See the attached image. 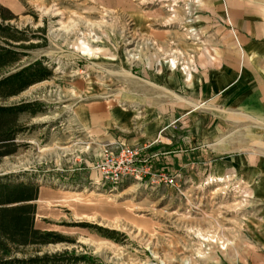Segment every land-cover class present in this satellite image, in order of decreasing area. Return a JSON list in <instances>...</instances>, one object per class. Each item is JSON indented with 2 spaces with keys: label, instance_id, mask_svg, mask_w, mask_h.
<instances>
[{
  "label": "rangeland",
  "instance_id": "1",
  "mask_svg": "<svg viewBox=\"0 0 264 264\" xmlns=\"http://www.w3.org/2000/svg\"><path fill=\"white\" fill-rule=\"evenodd\" d=\"M0 5L14 15L9 24L25 32L24 44H35L19 48L27 56L0 76L35 60L52 72L0 99L41 106L19 115L25 129L16 136L19 146L0 157V180L37 186L35 227L72 240L39 253L75 248L102 264H264V234L251 231L259 204L243 185L264 162V121L222 107L210 115L191 92L162 84L164 67L190 71L219 63L229 51L241 55L245 35L264 43V0ZM84 103L106 104L101 137L77 126L75 108ZM120 117L128 126L123 131L116 127ZM153 121L166 127L144 140L134 126ZM119 144L140 149L151 174L117 185L101 180V150L117 151ZM196 145L207 150L203 158L195 157ZM160 173L172 175L175 185L158 180ZM98 227L114 231L115 239Z\"/></svg>",
  "mask_w": 264,
  "mask_h": 264
},
{
  "label": "trees",
  "instance_id": "2",
  "mask_svg": "<svg viewBox=\"0 0 264 264\" xmlns=\"http://www.w3.org/2000/svg\"><path fill=\"white\" fill-rule=\"evenodd\" d=\"M13 18L14 15L0 5V72L27 56L19 48L35 47L33 43L24 44L28 37L23 30L9 24ZM51 74L42 61L35 60L0 76V99L16 95ZM40 109L38 102L0 105V157L14 153L19 146L16 136L25 130L18 126L19 115H34ZM37 196L38 188L31 182L0 180V264H102L95 256L75 248L39 253L41 246L72 240L55 231L35 227L36 205L33 201ZM97 229L102 236L115 239L114 231Z\"/></svg>",
  "mask_w": 264,
  "mask_h": 264
},
{
  "label": "crops",
  "instance_id": "3",
  "mask_svg": "<svg viewBox=\"0 0 264 264\" xmlns=\"http://www.w3.org/2000/svg\"><path fill=\"white\" fill-rule=\"evenodd\" d=\"M244 37L241 41L243 46L241 55L229 51L219 63L210 60L209 64L190 71L180 68L165 69L164 67L162 71L163 89L169 92L176 90L185 94L191 92L196 102L207 105L205 107L208 108L207 111H210V115L222 107L264 121V43L255 42L253 39L247 38L246 35ZM74 114L77 126L83 131L89 133L94 131L98 137L104 135L106 104H79L76 106ZM115 115L117 116L116 112ZM122 120L120 117L116 123V127L121 131L128 127L123 126ZM212 120L213 118H211ZM136 127L139 130L143 129L142 135L145 136V140L148 135L151 137L160 133L166 125L164 121H153L144 127L143 125L134 126V128ZM98 140L100 142L102 139ZM193 150L196 158H203L207 154V150H204L201 145H196ZM209 151L212 158L217 160L218 155H213V146ZM249 168L247 169L248 174H250ZM255 174L257 176L252 179L253 182L249 178L244 181L243 185L244 190L252 192L251 195L259 204L260 214L253 221L252 234H260V238H263L261 235L264 234V162L259 163Z\"/></svg>",
  "mask_w": 264,
  "mask_h": 264
},
{
  "label": "built area",
  "instance_id": "4",
  "mask_svg": "<svg viewBox=\"0 0 264 264\" xmlns=\"http://www.w3.org/2000/svg\"><path fill=\"white\" fill-rule=\"evenodd\" d=\"M140 152V149L126 144H119L117 151L101 150L100 160L96 166L101 180L117 185L127 178L142 180L151 174L149 158H138ZM158 180L163 181L168 186L175 185V179L172 175L160 173Z\"/></svg>",
  "mask_w": 264,
  "mask_h": 264
},
{
  "label": "bare ground",
  "instance_id": "5",
  "mask_svg": "<svg viewBox=\"0 0 264 264\" xmlns=\"http://www.w3.org/2000/svg\"><path fill=\"white\" fill-rule=\"evenodd\" d=\"M174 63V62H173Z\"/></svg>",
  "mask_w": 264,
  "mask_h": 264
}]
</instances>
